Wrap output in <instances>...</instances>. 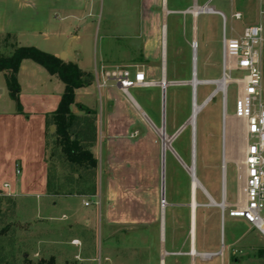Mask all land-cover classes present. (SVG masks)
I'll list each match as a JSON object with an SVG mask.
<instances>
[{"label":"crops","instance_id":"1","mask_svg":"<svg viewBox=\"0 0 264 264\" xmlns=\"http://www.w3.org/2000/svg\"><path fill=\"white\" fill-rule=\"evenodd\" d=\"M204 6L213 12L200 11ZM229 21L241 24L240 31L232 26L230 38L264 23V0H0V36H13L14 48L35 47L57 58L65 54L63 62L77 65L88 77L90 84L76 91L71 107L80 122L74 132L80 136L85 119L94 120V142L89 137L87 144L98 161L96 197L108 217L118 214L117 224L128 223L129 212L145 211V181L148 169L160 158V131L185 130L192 98L206 86L202 82L222 77V43ZM209 69L215 77H208ZM121 71L142 72L151 86L131 89L129 94L113 80L101 86L106 73ZM195 80L201 84L197 89L192 86ZM18 82L23 113L10 98L5 73H0V127L8 148L18 154L14 159L8 150L0 155V175L5 169L18 179L17 186L9 187L8 178L0 176V193L36 199L38 213L54 214L66 200H51L48 118L58 109L65 84L31 60L22 62ZM66 214L61 222L71 219ZM42 221L31 229L44 225ZM129 222L146 223L142 215ZM196 249L193 240L191 253ZM52 252L46 249L56 264Z\"/></svg>","mask_w":264,"mask_h":264},{"label":"rangeland","instance_id":"2","mask_svg":"<svg viewBox=\"0 0 264 264\" xmlns=\"http://www.w3.org/2000/svg\"><path fill=\"white\" fill-rule=\"evenodd\" d=\"M233 25L237 31L241 29L240 23L229 21L228 37L232 36ZM14 42L13 36H0V54L11 56L16 49ZM208 71L209 78L215 77L212 74L214 70ZM233 78L240 79L241 76L234 73ZM238 89L236 84L229 88L225 140L221 93L206 105L197 120V178L210 197L218 205H224L225 209L212 207L207 195L198 189L196 201L199 207L196 210L194 237L191 235L192 179L189 173L193 164L191 118L183 131L172 134L160 131V158L153 169H148L145 181V211L142 214L129 212L128 223L123 224L116 223L118 214L112 213L108 217L100 207L96 197L99 171L71 164L54 133L49 132L47 159L51 200L58 202L65 199L66 203H62L54 214L38 213L36 199L22 196L15 199L0 193V264L48 262L51 258L46 249L55 251L51 254L56 253V264H191V261H196V264H264V239L245 220L229 217L230 211L242 206L245 201V127L233 115ZM215 90L216 86L199 87L197 103L202 105ZM4 133L5 130L0 127V155L8 150L14 159L18 154L8 148ZM165 139L171 147L169 151H163ZM163 159L167 204L164 210L161 195ZM224 171L225 200L222 195ZM0 176L1 180L8 178L5 181L9 187L18 185V179L12 172L4 169ZM86 202L91 206L85 207ZM64 212L71 219L61 222L59 218ZM141 215L146 223L152 219L155 222L150 225H132L129 222ZM50 217L55 219H48ZM41 218L45 219L42 221L45 224L31 229V225L41 221ZM101 221L109 228L103 229ZM162 237L166 241L163 242ZM72 239H78L80 245H71ZM193 240L198 253L215 254L212 258L216 259L211 261L212 258L203 260L199 256H190Z\"/></svg>","mask_w":264,"mask_h":264},{"label":"built area","instance_id":"3","mask_svg":"<svg viewBox=\"0 0 264 264\" xmlns=\"http://www.w3.org/2000/svg\"><path fill=\"white\" fill-rule=\"evenodd\" d=\"M200 11L213 12V9L204 6ZM235 17L238 19L240 15ZM222 61V78L203 82L206 86H216L203 103L211 102L221 93L226 112L229 88L233 84L239 87L233 115L245 127V201L242 206L230 211L229 217L245 220L264 239V23L247 27L238 38L227 37L225 33ZM234 73L241 78L234 79ZM110 80L126 94L131 89L151 86L142 72L106 73L101 86H106ZM220 82H224L223 90L218 88ZM16 174H21L18 166ZM85 206H90V203L86 202Z\"/></svg>","mask_w":264,"mask_h":264},{"label":"trees","instance_id":"4","mask_svg":"<svg viewBox=\"0 0 264 264\" xmlns=\"http://www.w3.org/2000/svg\"><path fill=\"white\" fill-rule=\"evenodd\" d=\"M25 60L37 63L65 84V91L58 109L48 118L49 126L55 127L54 136H56L63 153L71 164L97 171L98 161L87 144V138L89 137L91 143L94 142V120L85 119L83 122L84 127L81 135L85 139L82 140L81 135H76L74 132V127L80 123L79 119L71 112V107L75 104L76 91L90 84L88 77L77 65L65 63L35 47L16 48L9 57L0 54V73H5L10 98L16 102L19 113H23V110L19 100L21 89L18 82V73L22 62ZM81 109L87 114L91 113L89 109L83 106H81ZM73 133L75 135H72ZM41 264H55V259L51 258L48 262L41 261Z\"/></svg>","mask_w":264,"mask_h":264},{"label":"bare ground","instance_id":"5","mask_svg":"<svg viewBox=\"0 0 264 264\" xmlns=\"http://www.w3.org/2000/svg\"><path fill=\"white\" fill-rule=\"evenodd\" d=\"M202 84H204V83L202 82ZM199 85H201V84L198 83L197 80H195L192 83V86H196V89H197V87ZM218 88H219V90H223V88H224V82H220L219 85H218ZM192 102H193V105H192V114H191V119H190V125H191V128H193V126L195 127V137H196V128H197V120H198V117L201 114L202 110L206 107V105H208L209 102L206 103V104L203 103L202 105H199L197 103V94H195L193 96V101ZM224 120H225L224 123H227V120H228V116L227 115L224 116ZM225 134H226V129L224 127V140H225ZM164 136L165 135L163 134V137ZM192 138H193V133H192ZM225 148L226 147L224 146V151H225ZM196 149H197V143L195 142V144H194L193 141H192V154H193V158L192 159L193 160H194V154H195V158H196ZM169 150H171V147L169 145L168 139H165L164 151H169ZM162 171H163V168H162ZM189 171H190L189 173H190V176H191V179H192V187H191V191H192V205H191V209H192V217H191L192 234L191 235H192V237H194L195 222H196V210L199 207V205H198V203L196 201V193H197V190L200 189V190L203 191V193H205V195H207V197L211 201V206L212 207H220V208H223L224 205H218L215 202V200L213 198H211L210 195L207 193V191L205 190V188L203 187V185L200 183V181L197 178L196 166L195 165L193 167V164H192V167L189 169ZM162 176H163V173H162ZM198 182L200 183V185L202 187L198 185ZM222 192H223L222 193L223 200H225V196H226V173H225V171L223 173V189H222ZM165 205H167L166 202L162 206V210L165 209ZM75 244H78V243H75ZM191 255L192 256H199L203 260L212 258V256H211L212 254L210 255V254L198 253L196 250H192Z\"/></svg>","mask_w":264,"mask_h":264},{"label":"water","instance_id":"6","mask_svg":"<svg viewBox=\"0 0 264 264\" xmlns=\"http://www.w3.org/2000/svg\"><path fill=\"white\" fill-rule=\"evenodd\" d=\"M61 61H65L66 60V56H65V54H61L60 55V58H59ZM195 88H196V86H194ZM192 133H193V143L195 144V140H196V137H195V127L193 126V128H192ZM50 131L52 132V133H54L55 132V127H51L50 128ZM194 165H195V154H194V160H193V167H194ZM162 173H163V176H162V188H161V195H162V200H163V204L165 203V194H166V187H165V161H164V159H163V171H162ZM195 176V175H194ZM198 185L199 186H201L200 185V183L198 182ZM202 187V186H201ZM25 257H26V255H25Z\"/></svg>","mask_w":264,"mask_h":264}]
</instances>
